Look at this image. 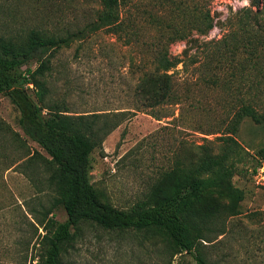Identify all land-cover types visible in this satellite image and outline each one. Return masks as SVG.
I'll list each match as a JSON object with an SVG mask.
<instances>
[{
  "label": "trees",
  "instance_id": "16d2710c",
  "mask_svg": "<svg viewBox=\"0 0 264 264\" xmlns=\"http://www.w3.org/2000/svg\"><path fill=\"white\" fill-rule=\"evenodd\" d=\"M97 1L93 19L81 27L0 34V95L18 111L22 134L44 154L34 151L21 165L34 170L40 194L35 204L24 203L25 211L18 205L0 209V264H71L69 250L83 226L159 244L166 264L182 253L194 264H210L204 246L225 233L226 219L239 213L244 196L232 178L246 173L248 153L235 135L245 120L264 126V101L257 98L264 93V0H251L254 10L242 8L223 22L227 31L217 40L194 38L217 24L209 9L212 0H153L160 9L169 7L173 20L138 12L135 0ZM127 9L134 10L127 16ZM136 15L148 27L142 33ZM99 32L143 47L150 67L138 69L132 108L74 113L51 93L49 58ZM177 42L186 48L172 56L169 46ZM178 65L192 82L225 94L229 109L215 149L206 140L191 149L180 147L143 199L128 209L100 200L90 183V153L134 112L159 120L171 116L170 106L191 100L194 84L174 78ZM251 159L264 160V147ZM56 207L64 212L62 222L53 217Z\"/></svg>",
  "mask_w": 264,
  "mask_h": 264
},
{
  "label": "rangeland",
  "instance_id": "374dc122",
  "mask_svg": "<svg viewBox=\"0 0 264 264\" xmlns=\"http://www.w3.org/2000/svg\"><path fill=\"white\" fill-rule=\"evenodd\" d=\"M135 1L138 12L157 13L167 20L175 18L169 7L160 9L153 0ZM180 1L191 4L195 0ZM98 8L97 0H0V34L15 35L29 28L74 29L92 20ZM242 8L254 10L251 0H212L209 9L217 24L204 37L194 38L219 39L227 31L223 22ZM133 10L127 9L124 15ZM142 20L135 16L134 24L140 33L148 29ZM184 48L183 42H177L169 46V53L179 55ZM144 50L123 45L102 32L58 49L49 58L51 93L65 99L74 113L132 108L137 98L133 88L138 69L141 65L150 67ZM180 68L178 65L174 74L179 83L195 80ZM192 83V99L170 106L171 116L156 120L147 112H134L90 153V183L100 200L128 209L143 199L156 173L170 164L180 147L191 149L206 140L215 149L214 139L219 137L221 122L229 109L223 101L225 94L197 80ZM257 98L264 101V93ZM161 113L163 108L156 112ZM18 117L16 108L0 95V209L18 205L25 211L24 203L34 205V196L40 194L33 185L34 170H23L21 165L34 151L44 154L22 134ZM235 139L248 153L246 173L232 178L233 185L243 191V200L239 213L226 219L225 233L206 244L203 253L210 264H264V160L251 159L256 150L264 147V126L245 120ZM53 217L58 222L65 220L59 207L53 210ZM78 235L69 250L71 264H166L159 244L144 242L141 237L85 226ZM171 264L194 261L182 253Z\"/></svg>",
  "mask_w": 264,
  "mask_h": 264
}]
</instances>
